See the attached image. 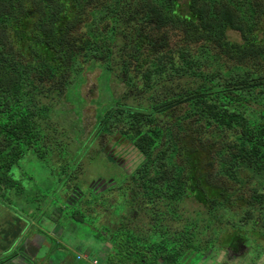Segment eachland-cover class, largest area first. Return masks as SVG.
Instances as JSON below:
<instances>
[{"label":"trees","instance_id":"obj_1","mask_svg":"<svg viewBox=\"0 0 264 264\" xmlns=\"http://www.w3.org/2000/svg\"><path fill=\"white\" fill-rule=\"evenodd\" d=\"M263 18L264 0H0V195L22 191L10 173L29 151L46 160L54 151L70 153L65 139L88 143L77 135L82 117L68 131L54 116L68 91L78 93L80 74L102 68L115 103L91 135L131 144L143 158L125 195L116 194L115 210L107 189L63 208L71 206L67 215L97 239L111 241L103 264H127L130 252L155 264L201 263L219 247L263 237L264 192H242L248 169L264 176V36L256 34ZM76 25L86 31L73 37ZM170 29L181 32L186 46L196 45L194 52L183 47L174 58ZM10 32L18 50L5 41ZM119 81L127 89L115 98L112 84ZM74 130L75 143L68 139ZM209 149L220 164L215 176L203 171L197 154L208 158ZM226 176L240 184L235 199ZM83 203L94 207L85 210ZM234 203L244 206L241 217L229 210ZM114 214L123 215L117 229ZM225 220L235 228L217 241ZM13 240L0 237L6 246L0 253L8 255L0 263L24 255Z\"/></svg>","mask_w":264,"mask_h":264},{"label":"rangeland","instance_id":"obj_2","mask_svg":"<svg viewBox=\"0 0 264 264\" xmlns=\"http://www.w3.org/2000/svg\"><path fill=\"white\" fill-rule=\"evenodd\" d=\"M36 16L37 18L39 17L37 14ZM262 20V24L256 32L260 38L264 36V18ZM81 31L85 32L86 29L80 25H76V31L72 36L78 37ZM167 33L170 38V48H173L171 54H175L174 58H176L183 47L190 48L191 53L196 49V45L186 46L181 32L170 29L167 30ZM231 35L233 39H238L236 33H232ZM13 36L14 34L12 32L7 33L5 41L7 45L12 46L13 50H18L20 44L15 42ZM124 42L122 39L118 41L120 45ZM114 48L116 49L117 46ZM22 52L27 54L25 49H22ZM117 55L114 56L117 57ZM87 66L88 63L85 64V67ZM101 69L95 68L90 70L87 67L74 83V85H78L76 89L78 93L75 90L72 92L68 91L67 100H64L62 97L57 102L56 111H62L60 112L61 115L54 116V122L59 129L64 130L62 127L67 126L68 131L72 130L73 124L77 127L74 121L77 117H82L81 126L83 130L80 129L77 135H81L80 140L82 142L88 143L86 145H81L78 142L75 143V140L79 139V136L76 137L74 130L68 134V139L74 141L76 146L67 139L63 143L72 147V150L70 148L68 150L70 152L69 154L54 151L51 157L42 160L32 151H29L23 159L14 165L10 173L13 179L21 183L22 191L18 194L16 189L6 190L2 192V196L0 195V237L7 234L8 228H12L11 232L17 229V231H24V233H44L45 246L42 251L38 255L31 252L29 254L31 258L37 260V264H94L91 259L92 257L102 256L105 258L112 249L111 241L95 238L93 231H90L91 227L83 225L77 220H72L73 218L67 215L71 206L66 207L63 218L59 220L61 218V211L58 207L65 208L66 203L69 204L63 198V194L66 192L68 185L72 186L76 184L78 185V190L81 187V193L85 197L82 198L81 202H84L86 199H95L92 197L91 184L104 179L109 180L108 182L115 180L112 184L103 186L107 189L106 195H104L107 196L108 202L111 205L114 204L117 193L123 196L125 195L128 188L127 179L131 176V173L137 171L138 165L143 159L131 144L123 143L117 145L115 138L112 136H103L100 138L99 135H91L95 124L102 117L104 110L115 103L111 95L112 90L109 88V82L112 79L109 78L107 71H102ZM139 74L141 75V73ZM136 81L139 82V78H136ZM112 87L115 98L122 96L123 94L121 93L127 89L122 81L112 84ZM128 102H133V100H129ZM67 121L71 123L70 126L68 123H65ZM53 132L52 130L51 133ZM77 147L80 148L78 149ZM110 149L114 151L112 156L108 154ZM209 151L208 158L200 150L197 151V154L199 155V159H201L199 162L203 164V171L207 172L210 170V174L215 176L220 164L218 157H212L211 149ZM118 159L120 161L119 163L117 162ZM67 163L69 164L67 165ZM211 164L213 165L211 166ZM246 172L248 175H245V177L247 176V180L245 185H242L243 195L248 197L252 193L253 188H258L260 192H264V176L261 173H256L252 168ZM223 181H225L224 186H227L235 194L233 197L235 199L241 193V190L236 191L240 188V184L232 179H228V176L223 177ZM101 184L103 182H100ZM102 200L104 198L100 197V201ZM120 203L121 201L116 202V206L112 210H115ZM82 207L85 210H92L94 206L83 203ZM77 208H80L79 205ZM195 208L196 206H192L190 210L192 211ZM197 208H201V206H197ZM201 209L204 210V208ZM230 209L233 211L232 214L235 213L238 214V217H241L244 206L240 203H234ZM112 216L113 226L116 229L122 226L123 215L114 214ZM230 216L227 214L226 219ZM100 217L97 218L96 222ZM146 218L144 219L147 221ZM103 221L104 219L102 218L100 223ZM225 222L227 224L224 229L225 231L219 233L217 241H219L221 234L225 233L226 235L227 233H231L235 228L236 223L233 221H231V224H228L226 220ZM259 226L260 224L255 229L258 230ZM244 227L250 228V226ZM260 231L264 234V229L261 230L260 228ZM255 237L250 236V244L248 242L244 243L247 246V253H239L235 258L229 254H225L223 252L224 248L219 247L217 251L209 253L210 258L206 261L201 263L200 261H189L185 264H264V235L262 237L256 234ZM225 240L226 237L223 238L224 242ZM257 245L259 249H256ZM3 247L6 246L0 241V249ZM88 253L92 256L88 258L89 261L86 257ZM131 253L125 255L127 264H155L154 259L150 256L143 262L141 258ZM78 255L82 258L81 260L77 259ZM4 257H8V255L2 251L0 253V260ZM138 260L141 262H137ZM15 261L17 264H28L24 258H16ZM107 264L122 263L118 260H113L111 262L108 261Z\"/></svg>","mask_w":264,"mask_h":264},{"label":"clouds","instance_id":"obj_3","mask_svg":"<svg viewBox=\"0 0 264 264\" xmlns=\"http://www.w3.org/2000/svg\"><path fill=\"white\" fill-rule=\"evenodd\" d=\"M102 181H104L103 183H106L108 180L106 179H104V180H101V182ZM114 180H110V182H113ZM109 182V183H110ZM73 189H74V187H73ZM71 190H72V188L71 189H69V187H67L66 188V192L63 194V198L65 199V202H67L68 201V199L66 200V198H67V196H68V194L71 192ZM77 200V199H76ZM75 200V201H76ZM74 201V202H75ZM73 202V203H74ZM69 203V202H68ZM59 208H62V207H58V209ZM63 208H62V211H61V218L59 219V220H61L62 218H63ZM58 220V221H59ZM11 230H12V228H8L7 229V234H4V235H8V237L9 238H12V239H14L11 243L12 244H14V246L17 248V250H18V254H21L22 252L24 253V255H22V256H20V257H17V258H24V260L25 261H27L28 262V264H37V260L36 259H34V258H31L30 257V251L26 248V246L25 245H23V240H22V235H21V237L20 238H16V236L13 234L14 232H21V231H17V229L16 230H14V231H12L11 232ZM22 233H24V231L22 232ZM94 235V234H93ZM92 235V236H93ZM95 237V236H94ZM96 238V237H95ZM113 247V246H112ZM87 256V258H91L92 256L88 253V255H86ZM78 258L77 259H82V258H80V256L78 255L77 256ZM100 258H101V260L100 259H98V260H94L96 257H92L91 259L93 260V262H98V264H103V262H104V257H102V256H99ZM16 259V258H15ZM15 259L12 261V263L13 262H15Z\"/></svg>","mask_w":264,"mask_h":264},{"label":"flooded vegetation","instance_id":"obj_4","mask_svg":"<svg viewBox=\"0 0 264 264\" xmlns=\"http://www.w3.org/2000/svg\"><path fill=\"white\" fill-rule=\"evenodd\" d=\"M113 153H114V151H112V149H110L109 150V153L108 154H110L111 156L113 155ZM120 158V157H119ZM117 162L119 163L120 161H119V159L117 160ZM127 170V169H126ZM109 181V180H108ZM106 182V183H103V184H101L100 185V182H101V180H99V181H96L95 183H93V184H91V186H90V188H91V190H94V191H103V190H105L106 188L105 187H103L104 185H109V184H111L112 182ZM81 191H82V189H81V187H79V190L78 189H76V188H74V189H72L71 190V192L68 194V196H67V198H66V200L68 199V201L67 202H69L70 204H72L76 199H78V198H80V196L81 195H83L82 193H81ZM76 195H77V197H76ZM95 234V233H94ZM100 240V239H99ZM247 251V246H246V244H244V243H239L238 245H231L230 247L229 246H227L224 250H223V252L225 253V254H229V255H231L233 258H235V257H237L238 256V254L240 253V254H243L244 252H246ZM247 253V252H246ZM245 253V254H246ZM244 254V255H245Z\"/></svg>","mask_w":264,"mask_h":264},{"label":"crops","instance_id":"obj_5","mask_svg":"<svg viewBox=\"0 0 264 264\" xmlns=\"http://www.w3.org/2000/svg\"><path fill=\"white\" fill-rule=\"evenodd\" d=\"M64 208V207H62ZM62 208H59L60 211H62ZM16 238H20L22 235V240H23V245L26 246V248L31 252L36 255L42 251V249L45 246V238H44V233L42 232H34V233H22V232H14L13 233ZM87 257V256H86ZM78 258V257H77ZM88 259V258H87ZM101 258L97 256L94 260H98ZM81 260V259H79ZM89 261V259H88ZM9 264H17V262H10Z\"/></svg>","mask_w":264,"mask_h":264},{"label":"built area","instance_id":"obj_6","mask_svg":"<svg viewBox=\"0 0 264 264\" xmlns=\"http://www.w3.org/2000/svg\"><path fill=\"white\" fill-rule=\"evenodd\" d=\"M94 264H98V262L95 261Z\"/></svg>","mask_w":264,"mask_h":264},{"label":"water","instance_id":"obj_7","mask_svg":"<svg viewBox=\"0 0 264 264\" xmlns=\"http://www.w3.org/2000/svg\"><path fill=\"white\" fill-rule=\"evenodd\" d=\"M102 182H104V181H102Z\"/></svg>","mask_w":264,"mask_h":264}]
</instances>
